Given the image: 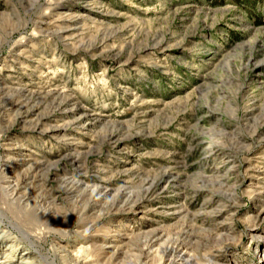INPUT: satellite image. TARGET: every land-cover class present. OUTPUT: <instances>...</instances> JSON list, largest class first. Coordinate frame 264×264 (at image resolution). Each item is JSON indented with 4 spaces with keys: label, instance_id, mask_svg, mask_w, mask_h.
Listing matches in <instances>:
<instances>
[{
    "label": "rangeland",
    "instance_id": "obj_1",
    "mask_svg": "<svg viewBox=\"0 0 264 264\" xmlns=\"http://www.w3.org/2000/svg\"><path fill=\"white\" fill-rule=\"evenodd\" d=\"M261 210L264 0H0V261L264 264Z\"/></svg>",
    "mask_w": 264,
    "mask_h": 264
},
{
    "label": "bare ground",
    "instance_id": "obj_2",
    "mask_svg": "<svg viewBox=\"0 0 264 264\" xmlns=\"http://www.w3.org/2000/svg\"><path fill=\"white\" fill-rule=\"evenodd\" d=\"M70 181H68V185H69V190L72 191L75 189V187L79 184L80 180L79 179H74V178H70L68 179ZM4 189V191L7 193V191L10 193V197H12L13 200L16 201V199H14V189L11 190L9 189V187L7 186V188H3L2 187V190ZM102 191L99 190L98 188L94 187L90 190L89 192V195L90 197H99L101 195ZM10 199V198H9ZM96 199V198H95ZM18 202V200L16 201ZM19 204V203H18ZM2 210V209H1ZM1 214V212H0ZM216 214V213H215ZM259 214L261 215H264V210H261L259 211ZM47 217V215H46ZM54 217L55 216H49L47 218H43L41 220V223L44 224L45 226L48 225V223L53 219L54 220ZM51 223V222H50ZM21 232H23L21 230ZM27 240L29 242V245H31L32 247H35L36 246V242H35V239L34 237H31L29 235H27ZM155 241H157V237H148L145 242H144V248L146 247V250L147 249H151L154 245H155ZM166 242V241H165ZM192 244V241H190V236L189 235H184V238L183 237H177L175 239H172V240H169V242H167L164 246H161L162 247V255L161 257H159L160 260V264H173L176 262V258L180 257V254L181 252H185L186 253V250H188V248L190 247V245ZM143 245L141 248H143ZM30 246V247H31ZM2 247V244H0V249ZM13 247H10L9 249L11 250V254H7L5 255L4 259H2L0 261V264H6L8 262H10L13 258L14 255L16 254H19V255H24L23 259L19 260V264H38V261L40 260V258L38 259L37 258H34L32 256V253L28 250V248H25L26 250L28 251H23L22 254L20 252H18V250L15 249V247L12 249ZM158 248V247H157ZM156 248V249H157ZM160 248V247H159ZM144 250V249H143ZM142 250V251H143ZM158 251V250H157ZM212 251V250H211ZM146 252V251H145ZM147 254V253H146ZM145 254V255H146ZM158 254V253H156ZM161 254V253H159ZM214 253H210L208 255H205L204 257H207L205 258L203 261V263L205 264H233L231 263L230 261L229 262H226L224 258H220V259H215L216 257L213 256ZM36 257V256H35ZM182 257V256H181ZM11 259V260H10ZM190 259V258H189ZM181 260V259H180ZM159 262V261H158Z\"/></svg>",
    "mask_w": 264,
    "mask_h": 264
}]
</instances>
